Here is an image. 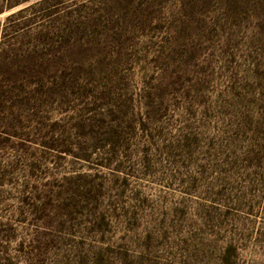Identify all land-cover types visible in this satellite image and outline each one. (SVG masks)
I'll use <instances>...</instances> for the list:
<instances>
[{
  "label": "rangeland",
  "instance_id": "obj_1",
  "mask_svg": "<svg viewBox=\"0 0 264 264\" xmlns=\"http://www.w3.org/2000/svg\"><path fill=\"white\" fill-rule=\"evenodd\" d=\"M40 1L0 0V264H264V0Z\"/></svg>",
  "mask_w": 264,
  "mask_h": 264
},
{
  "label": "trees",
  "instance_id": "obj_2",
  "mask_svg": "<svg viewBox=\"0 0 264 264\" xmlns=\"http://www.w3.org/2000/svg\"><path fill=\"white\" fill-rule=\"evenodd\" d=\"M47 1H49V0H41L40 3H44V2H47ZM18 3H19V2L15 3V4H18ZM20 11H22V10H20ZM20 11H19V12H20ZM19 12H17V13H19Z\"/></svg>",
  "mask_w": 264,
  "mask_h": 264
}]
</instances>
